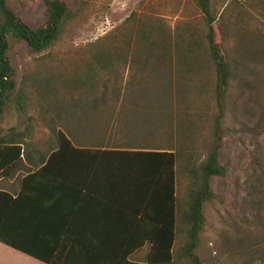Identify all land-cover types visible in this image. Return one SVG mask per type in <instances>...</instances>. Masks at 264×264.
<instances>
[{
    "label": "rangeland",
    "instance_id": "374dc122",
    "mask_svg": "<svg viewBox=\"0 0 264 264\" xmlns=\"http://www.w3.org/2000/svg\"><path fill=\"white\" fill-rule=\"evenodd\" d=\"M6 1L30 26L45 25L44 0ZM64 2L68 13L60 37L52 46L36 53L26 42L8 37L7 55L15 70L16 89L0 113V138L8 139L32 125V141H48L50 135H55L52 128L60 127L73 141L83 140L86 130L64 122L66 113L62 110L66 103L90 95L88 64L94 66L90 69L93 92L97 88L96 93H105L113 100L116 89L125 88L133 78L152 81L147 74L134 77L136 69L117 60L128 44L134 47L142 25L163 27L175 42L176 31H183L184 39L192 36L203 44L199 62L204 66L196 86L184 87L182 92V85L176 88L180 109L191 113L187 123L194 124V144L188 147L193 155L179 156L177 165V196L182 209H187L189 192L197 184V176H190L191 170L204 162L216 143L218 75L207 41L209 28L202 0ZM209 5L215 19L213 47L231 72L225 91L219 160L226 174L211 179L214 197L203 208L205 223L196 254L201 264H264V0H211ZM104 52H110L113 61L107 71H101L94 60ZM95 72L100 79L94 77ZM104 81L109 83L107 89ZM59 114L63 121L53 122ZM114 137L123 139L125 134L116 132ZM178 239L172 264H190L178 256L189 240L187 233Z\"/></svg>",
    "mask_w": 264,
    "mask_h": 264
},
{
    "label": "trees",
    "instance_id": "16d2710c",
    "mask_svg": "<svg viewBox=\"0 0 264 264\" xmlns=\"http://www.w3.org/2000/svg\"><path fill=\"white\" fill-rule=\"evenodd\" d=\"M210 1L202 0L201 6L208 22L207 41L212 48L211 56L218 75V114L214 122L216 143L204 162L191 170L190 176H197V184L194 183L195 187L189 192L188 207L185 205L187 209H182L177 196V165L179 156L189 158L188 154L193 155L188 147L194 144V124L189 126L187 123L191 113L180 109V96L176 88L182 85L179 89L182 92L184 87L196 86L203 76L204 66L199 62L203 44L192 36L184 39L183 31H176L175 42L172 41L173 35L163 27L151 23L142 25L134 47L128 44L126 52L119 53L117 60L135 68L134 77L147 74L152 76V81H137L133 78L125 88L116 89L113 100L108 99L105 93H96L97 88L93 92L95 84L91 80L90 69L94 66L88 64L86 81L90 85V95L70 104L66 103L62 113H66L64 122L74 123L85 129L86 134L101 141L106 147L77 150L73 148L69 134L61 127L58 131L52 128L59 148L49 157L46 155L43 158L45 161L47 157L49 160L74 157L88 161L85 165L87 174L93 176L89 190L102 194L104 198L110 194L116 195L118 205L114 206L137 221V228L132 229L130 234H134L140 242L151 244L146 264H172L178 238L185 232L189 240L178 251V256L186 258L190 264H201L196 250L205 223L204 205L214 197L211 179L224 177L226 174L219 160L223 142L225 91L231 72L221 62L213 47L212 25L215 19L211 16ZM44 3L47 21L44 26L35 28L19 18L8 7L6 0H0V113L16 89L15 70L7 55L10 47L8 37L11 35L26 42L36 53L52 46L60 37L63 21L68 13L67 5L64 0H44ZM110 58L111 53L104 52L98 53L94 60L101 71H107L113 65ZM175 76L176 81H173ZM94 77L99 78L97 72ZM175 83L177 84L174 86ZM108 84V81H104L105 89ZM122 91L127 93L122 95ZM55 118L52 119L53 122L63 121L60 114ZM33 129L29 125L15 138H0V176H14L18 165L30 150L26 143L33 139ZM116 132L124 133L125 138L114 137ZM70 151L75 154H69ZM50 166L49 161L42 172L47 171ZM7 195L0 193V197L4 196L6 200L9 199ZM7 217L8 215L0 214V242L47 264H69L66 258L45 259L15 241H9L3 233ZM140 242L115 247V260L104 264H141L128 260L131 254L142 247Z\"/></svg>",
    "mask_w": 264,
    "mask_h": 264
},
{
    "label": "crops",
    "instance_id": "0c3cea01",
    "mask_svg": "<svg viewBox=\"0 0 264 264\" xmlns=\"http://www.w3.org/2000/svg\"><path fill=\"white\" fill-rule=\"evenodd\" d=\"M87 136L81 141L72 140L73 148L105 149L101 141ZM26 145L30 150L14 176H0V193L9 196L7 200L0 197V214L8 215L3 233L9 241L45 259L66 258L69 264L112 262L115 247L140 242L130 234L138 226L135 218L114 206L118 205L117 196L104 198L89 190L93 176L87 174L88 161L74 157L49 160L59 148L55 135H50L48 141H27ZM49 161L51 166L43 173ZM140 245L128 260L146 264L151 244L143 241ZM0 264L47 263L0 242Z\"/></svg>",
    "mask_w": 264,
    "mask_h": 264
}]
</instances>
